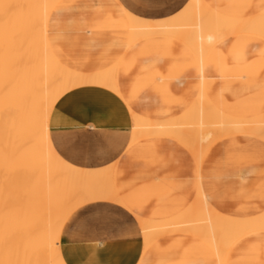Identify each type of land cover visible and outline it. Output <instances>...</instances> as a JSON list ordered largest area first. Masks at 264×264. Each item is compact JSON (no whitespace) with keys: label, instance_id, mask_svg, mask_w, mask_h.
Listing matches in <instances>:
<instances>
[{"label":"bare ground","instance_id":"obj_1","mask_svg":"<svg viewBox=\"0 0 264 264\" xmlns=\"http://www.w3.org/2000/svg\"><path fill=\"white\" fill-rule=\"evenodd\" d=\"M83 1L88 13H96V27L127 32L120 58L97 73L67 69L48 46L47 31L57 22L54 14L74 11L76 1L0 0V264H65L62 255L41 253L33 226L42 221L63 226L78 207L98 200L117 202L138 214L146 249L162 236L186 233L206 239L223 264L241 238L264 230L263 219L245 221L219 214L200 187L194 203L177 217L162 218V207L160 217L143 215L150 198L157 195L160 202H171L180 187L119 184L115 164L100 170L69 165L51 145L49 118L57 102L80 87H99L122 99L117 87L122 59L134 44L148 37L165 34L184 43L201 71L212 48L230 36L245 34L264 40V8L254 17L232 20L215 14L204 0H188L176 22L158 26L134 17L117 0ZM127 108L132 122L128 148L142 139L164 136L184 144L198 165L226 137L264 140V114L254 120L227 116L212 106L203 91L183 117L172 121H149ZM171 205L167 207L173 210Z\"/></svg>","mask_w":264,"mask_h":264},{"label":"crops","instance_id":"obj_2","mask_svg":"<svg viewBox=\"0 0 264 264\" xmlns=\"http://www.w3.org/2000/svg\"><path fill=\"white\" fill-rule=\"evenodd\" d=\"M73 1H76L74 11L54 14L57 22L47 31L48 46L55 58L69 70L83 74L106 70L122 55L127 32L110 26L96 27L93 24L96 13H88V7L83 0ZM204 1L217 12L215 14L232 20L243 19L228 18L221 13L227 16L229 13L253 15L264 8V0ZM95 2L96 0H89L88 3ZM187 2L188 0H117V3L134 17L158 26L176 22L175 17L184 14L178 12ZM115 14L110 15L115 17ZM102 15L105 19L104 14ZM172 40L186 48L185 54L192 53L184 43L165 34L143 39L126 52L117 78V87L122 99L106 89L87 86L70 91L57 102L49 118V139L61 159L83 170H100L115 164L116 182L123 185L148 184L149 187L153 186L150 189H155L159 184L170 187L183 185L173 181V175L171 176L169 171L158 174L156 169H148L145 164L155 161L158 155L164 159L177 158L184 161L182 151L174 148L171 142L148 137L145 138L148 140L142 139L128 148L132 122L127 106L143 119L167 122L183 117L193 105L180 116L173 117L176 108L184 106V93L178 97L180 100L175 99L176 96L172 93L184 87L183 73L176 78V84L171 86L157 85L152 79L146 80L142 85L148 89L141 90V86L137 84L141 73L158 76L167 70L166 67L182 63L166 58L172 52ZM255 40L264 43L262 39ZM234 44L227 42L218 46L217 56L206 58L203 71L199 69L192 53L199 69L202 88L200 92L204 90L203 81L206 77L207 81L214 83L211 96H221L220 66L225 64L221 59V52L234 47ZM235 46H239L241 51L239 65H251L252 45L241 43ZM245 52L250 54L248 58H244ZM207 65L210 67L208 71L205 67ZM213 66H219L218 73L217 70H212ZM242 72L240 81L251 80V74ZM157 79L161 80L160 77ZM169 90L171 93H168ZM191 95L194 96L192 93ZM243 114V107L240 106L238 115ZM176 142L184 146L179 141ZM261 152L262 146L259 143L245 137H237L215 145L207 154L201 171V163L206 154L199 165L194 158L200 171L199 186L215 211L239 220H264V155ZM192 156L194 157L193 154ZM153 199L159 200L160 204ZM160 200L161 197L157 195L150 198L143 215L160 217L162 207L163 218L168 215L175 216L183 209L180 207L183 203L176 198L168 203ZM166 203L168 207L172 203L174 209L168 208ZM248 235L255 236L247 237L236 249H230L223 264H264V230ZM59 243L65 264H221L206 239L186 233L162 236L146 249L138 214L108 200L86 203L71 213L60 232Z\"/></svg>","mask_w":264,"mask_h":264},{"label":"rangeland","instance_id":"obj_3","mask_svg":"<svg viewBox=\"0 0 264 264\" xmlns=\"http://www.w3.org/2000/svg\"><path fill=\"white\" fill-rule=\"evenodd\" d=\"M261 10L259 12H261ZM259 12L254 13L253 15L252 13H234V14L229 13V16L221 13V15L226 16L228 18H233V19L234 18L247 19V18H250L258 14ZM254 39H255L254 37L247 36L245 34H238L236 36H230L227 39H225L223 42L217 44L210 51V54L208 55L207 59L211 55L217 56L216 48L218 46H221L227 42H231L232 44L235 43L234 47L232 46V48H230L229 50L221 52L222 57L221 56L220 57L223 62L225 61V64L220 66V77L222 78L221 83H220L221 96L219 97L211 96L212 86L214 85V83L211 81H207L206 77L203 81L204 94L209 100V102L212 104V106L227 116H231V117L238 118L241 120H250V119L254 120V119L263 117V114H264V79H262L264 77V43H261V42L259 43L256 40L254 41ZM241 43H244V44L247 43L248 46L252 45L253 47L252 49L253 59H252L251 65L246 64L243 67L239 65L241 61V55H240L241 51L239 49V46H235V45H240ZM170 46H171L170 51L172 52H170L171 54H169L166 58L173 59L174 61L179 60L182 63L179 65H174V66L172 65V67L171 66L166 67L167 70L164 73L162 72L161 74L159 73L158 76L156 74L146 75L145 73L144 74L141 73L139 77V81H137V84L141 86L140 87L141 90L148 89V87L144 88L142 85L143 83H145L146 80L152 79L157 85L165 86L166 84H169L171 86V85L176 84V78L180 76V73H183L185 77V79H183L184 87L182 88V90L178 92H175V91L172 92L176 96L174 97L175 99H178V97H180V95L184 93V106L176 108V110L173 113V117L175 118L183 114L193 104V102L197 99L199 92L202 88L200 86L201 80L199 79V69L197 68V65L195 64V59L192 53H187L188 55L185 54L187 52L186 48L183 45L173 40ZM249 55H250L249 53L245 52L244 58H248ZM258 64H261L263 67ZM205 67L207 71L210 68L208 67V65ZM218 67L219 66H213L212 70H215V71L217 70V73H218L219 72ZM176 68H178L179 70L176 71L175 70ZM252 68H255L258 70H255V73L252 74L253 73ZM169 70H174L176 72L171 73V71ZM241 71H243L242 72L243 74H246V73L251 74L252 75L251 80L247 82L240 81L242 77ZM158 77L161 78L160 81H158L157 79ZM233 79H237V80L234 81ZM168 93H171V91L169 90ZM191 93L194 96H192ZM178 100H180V98ZM240 106L243 107L244 114L242 116L238 115L240 111ZM150 120H153V119H150ZM237 137H245L248 139H252L254 142L259 143L262 146L261 154L264 155V140L256 138V137H249V136H244V135H233V136L226 137L216 142L208 150V152L206 153L201 163L200 171L202 170V166H203V163H204V160L207 154L210 152V150L215 145L223 141H227L229 139L237 138ZM149 139L169 141L173 144L174 148L182 151L184 155V161H179V159L177 158L164 159L160 157L159 155L157 156V153H156L157 157L155 158V161H148L145 163L148 169L149 168L156 169L158 174H160L162 171H165V172L169 171V174L171 176L173 175L171 177L173 181L177 183L180 182L183 184L182 186H180V188L177 189L179 191H175L176 195L173 196L176 199H178L180 203L181 202L183 203V205L181 206V208L183 207V209L180 210L175 215L177 217L183 212L185 213L196 200L198 188L200 187L199 186L200 171H198L197 164L194 160V157L183 145L177 143L174 140L167 139L164 137H159V136L151 137ZM146 140L148 139H145L144 141ZM162 179L166 181L169 180V178H162ZM234 219H237V218H234ZM43 223L44 222L42 221V223L36 224L33 226L34 233L38 235V238L36 239L35 244L41 247L42 254L47 255L49 253H53L54 255H57V254L62 255L60 251L59 236H60V232L63 226H61L60 224L56 225L55 223H50V222L48 224H43ZM249 236H255V235L245 236L240 241H238L231 248V250H234L238 246H240V244L243 243V240ZM194 239H197V238H194ZM199 240H201L204 244H206L205 241H203L202 239H199Z\"/></svg>","mask_w":264,"mask_h":264}]
</instances>
